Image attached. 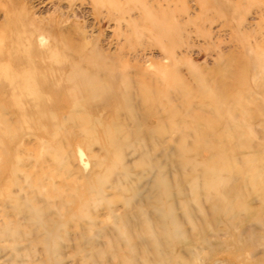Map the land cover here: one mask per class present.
Here are the masks:
<instances>
[{
	"label": "rangeland",
	"instance_id": "374dc122",
	"mask_svg": "<svg viewBox=\"0 0 264 264\" xmlns=\"http://www.w3.org/2000/svg\"><path fill=\"white\" fill-rule=\"evenodd\" d=\"M0 264H264V0H0Z\"/></svg>",
	"mask_w": 264,
	"mask_h": 264
},
{
	"label": "bare ground",
	"instance_id": "6f19581e",
	"mask_svg": "<svg viewBox=\"0 0 264 264\" xmlns=\"http://www.w3.org/2000/svg\"><path fill=\"white\" fill-rule=\"evenodd\" d=\"M80 156H82V154H80ZM81 158V157H80ZM173 245V244H172Z\"/></svg>",
	"mask_w": 264,
	"mask_h": 264
}]
</instances>
